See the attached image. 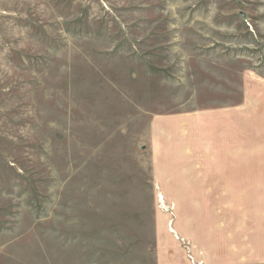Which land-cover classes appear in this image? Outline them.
Masks as SVG:
<instances>
[{
    "label": "rangeland",
    "instance_id": "rangeland-1",
    "mask_svg": "<svg viewBox=\"0 0 264 264\" xmlns=\"http://www.w3.org/2000/svg\"><path fill=\"white\" fill-rule=\"evenodd\" d=\"M255 173L264 0H0V264H250Z\"/></svg>",
    "mask_w": 264,
    "mask_h": 264
},
{
    "label": "crops",
    "instance_id": "crops-1",
    "mask_svg": "<svg viewBox=\"0 0 264 264\" xmlns=\"http://www.w3.org/2000/svg\"><path fill=\"white\" fill-rule=\"evenodd\" d=\"M263 176H264V173H255V174H249L247 176V178H245V180H247L252 186L255 187V188L252 187L253 188L252 189V191H253L252 194H253L254 197H257L256 196L257 193H259V196H260V194H263L264 195V191H261L262 190V183H260V181H261V179H262ZM232 180H234V179H232ZM258 181H259V183H258ZM242 183H243V181L242 180H239V182L234 185V187L236 189L238 187V191L239 192L241 191ZM258 185L261 186V189L260 190L257 188ZM238 191H237V193H238ZM255 201H256V203H258L257 200H255ZM256 208H257V205L254 208V210L256 211V215L254 216L253 222H251V223H254L255 224L256 222H258L259 224H264V212H263L264 211V203L261 204L260 212H258ZM243 221H246L245 220V217H244ZM255 226H256V224H255ZM253 256H254V261L253 262H249L250 264H264V253H261L259 257H258L257 254H253ZM243 260H246V258L241 259V260H238L239 264H242Z\"/></svg>",
    "mask_w": 264,
    "mask_h": 264
}]
</instances>
